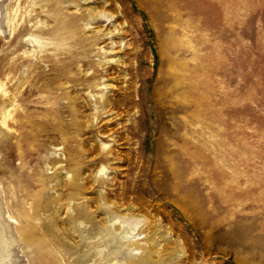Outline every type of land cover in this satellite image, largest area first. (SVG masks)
Returning <instances> with one entry per match:
<instances>
[{"label":"rangeland","instance_id":"374dc122","mask_svg":"<svg viewBox=\"0 0 264 264\" xmlns=\"http://www.w3.org/2000/svg\"><path fill=\"white\" fill-rule=\"evenodd\" d=\"M105 1L0 0V80L10 61L16 64L7 87L27 79L20 110L7 123L12 131L6 142L1 139L6 108L0 100L2 264H68L62 247L46 244L43 249L26 235L28 227L38 229L48 221L56 223V233L73 250L97 259L103 255L109 264H264V0ZM88 5L104 8L110 21L102 17L83 28ZM97 24L120 30L114 44L97 32ZM31 34L40 42H28ZM46 52L49 60L41 57ZM83 57L92 62L83 63ZM114 57L120 62L108 59ZM58 59L74 60L58 81L79 77L69 82L74 106L80 108L78 126L61 106L67 99L57 100L59 90L49 81ZM101 64L121 117L106 122L103 114L98 125L87 127L83 121L98 104L89 94L102 88L90 91L82 76ZM135 89L141 105L122 103ZM55 106L61 121L53 119ZM103 142L104 149L112 147L105 162L98 159ZM73 145L86 188L70 203L89 197L93 209L82 224L87 239L77 247L78 232L67 234L54 202L40 210L41 217L33 213L35 201L69 191L54 184L55 166L47 167L53 157H61L58 165L75 169L76 160L65 159ZM97 160L109 174L93 188L87 174ZM99 188L109 192L107 209L133 213L117 219L120 228L118 221L115 229L100 227ZM132 225L135 235L140 233L136 241L120 231ZM129 242L139 244L131 250Z\"/></svg>","mask_w":264,"mask_h":264},{"label":"bare ground","instance_id":"6f19581e","mask_svg":"<svg viewBox=\"0 0 264 264\" xmlns=\"http://www.w3.org/2000/svg\"><path fill=\"white\" fill-rule=\"evenodd\" d=\"M105 2L106 1L104 0V3ZM75 5L77 6L78 3L75 4ZM102 6H104V5H102ZM86 10H87V15L85 17H83L81 22H80V25L83 26V28L87 27L88 25L93 23L94 20H99L100 18L102 19V17L106 21L110 18V14H107L108 12H105L104 8L99 9L97 6H94V5L93 6L92 5L89 6L88 5V8H86ZM70 20H71V18H68L66 20V22H70ZM109 21L110 20H108L107 22H109ZM61 24H62V26H64L63 22ZM71 24H72V26L74 25V23H71ZM117 25L119 26V24H117ZM22 28H25V26H23ZM96 30L103 37L109 38L111 40L110 41L111 44L115 43L113 41V36L116 35L117 31H120L118 28H116V26L111 27L109 29H106L104 27V24H97V29ZM26 40L28 42H32V43L40 42V40H38L37 37L33 36L32 34H31V36H28V38H26ZM76 43L77 44L79 43L80 45H82L83 41L79 40V39H76ZM98 49L101 50L102 47H98ZM33 52H34V49H32V54H33ZM103 52H107V51H103ZM20 57H21V55H20ZM41 57L44 58L45 60H49L50 59V57L47 54V52L45 54H43ZM108 59L114 60L116 63L120 62V58L119 57L108 58ZM73 62H74L73 59H70L68 62H61L59 59L58 60H54L51 68L53 70H55V73H54L53 76H51V78L49 77V81L54 82L55 85L53 86V89H55V91L59 90V92L56 93L55 98L57 100H59V99H67V102L62 103L61 106L63 108L67 109V111H68L67 116H70V121H72V123H74V125L78 126L79 122L77 121V117H78L77 114H78L80 108L78 109V107L76 105L74 106L76 101H75V98L70 95V89H69V87L73 86V84L69 85V82H74L79 77L77 78V76L75 74L73 76H68L67 77L68 79H65V80H62V81H58L59 79H62L64 77L63 76V71L65 70V68L72 66ZM82 62L83 63H89V62H92V60L87 58V57H83L82 58ZM15 64H16L15 61H10L9 66H8L9 72H8L7 76H5L4 81L0 80V100L2 101V106L4 107V109L6 108L4 115H2V117H1V126H3L5 128V129L2 130V138L1 139L3 140L5 138L3 140L5 142L7 141L6 139L8 137H10L9 131H12L11 128H9L7 123H8V121L11 118H14L15 115H17L18 110H20V109H18V107H20L19 98L24 94V92L22 91L23 90L22 87H23L24 83L27 82V79H25L24 77H23V80L19 79V83L16 84L17 86L21 85L18 95H17V91L15 90V88L17 86L14 89H12L11 87L10 88L7 87L6 84H8L9 82H12V84H13L14 74L13 73L9 74V73H10V71L13 70ZM102 65L103 64H101V66ZM105 74H106L105 67L102 66L100 69H98V65H97V67L92 71L91 74H85V75L82 76V81L83 82H87L89 87L92 88L90 91H92L93 89L95 90V89L102 88V91H101L100 94H96V93H90L89 94L90 97L92 95H95V101H97L98 104H93L92 105V108H91L92 110L89 113H87V117L83 121L87 125V127L88 126H94L95 124L98 125L97 124L98 118L99 119L103 118L102 117L103 114H106V115H104L105 117H107V119L105 120L106 122H110V121H112V122L114 121L115 122L117 119H119V117H121V115H120L121 113L119 114V113H116V111H115L116 102L114 100H112V98L108 95L109 90L107 88L108 87H113V85H112V83L107 82L108 80H107ZM125 76H126V74H125ZM128 83H130V81ZM28 84L30 85V88H32L34 86V81L31 80L30 82H28ZM163 87H166L165 82H164ZM37 88L41 89L40 86H38ZM122 88H125V87H122ZM130 91H129V93H127L126 96H124L122 98L121 102L122 103H128V104L131 103L132 105L134 103H137V106H138V103H139V105H141L140 104L141 103L140 92L138 90H136V89L131 91V92ZM83 105L89 107L90 103H89V101L85 100ZM128 106H130V105H128ZM125 108H127V107H125ZM136 111H138V110H135L133 113H135ZM140 112H142L141 109H140ZM78 118L80 120V117H78ZM53 119H57L58 121H61L63 119L62 114H60V108L57 107V106H55ZM120 123H122V122H120ZM117 125H119V124L117 123ZM44 127L45 126H43V128ZM81 127H82V124H81ZM59 128H57V129H59ZM131 128H132L133 132L136 131V126L131 125ZM63 131H64V129H61V132H63ZM76 131H78V130H76ZM134 133H136V132H134ZM59 134H61V133H59ZM107 135L108 134H101V136H104V137H107ZM115 137L116 136H112L110 138V140L115 141ZM70 139H72V138H70ZM105 144H106V142L105 143L103 142L101 144V149L98 151V153H101L98 159L102 160L103 162L109 161L107 153H109L111 148H112L111 145H110L106 149H104ZM65 149H67V148H65ZM55 152L56 151L54 150V153ZM68 155H69L68 157L65 156V159H67V161H69V160L73 161L75 158H78L79 155H77V151H76L74 145L69 150ZM60 160H61V157L60 158H56V157L54 158L53 157V159L51 160L52 161V163H51L52 166L51 167H47V168H52V167L55 166V172H54V174H55L54 175L55 182H54V184L56 186L60 185L61 187H67L69 189V191L67 190L68 192L66 194H62L63 192H59V193H57L54 196V198L53 197H45V198L43 197L44 199H42L40 201H35L33 203V207H34L33 208V213L36 215V217H41L40 216V210H49V208L51 206V203L54 202V206L56 208V213H58V215L62 214V218H64V221H63V223L65 224V226H64L65 228L64 229L66 230L67 234L73 235L75 231L78 232L75 235V237L79 236V238H77L75 243H74L75 247H77L78 245L82 246L81 243H84L85 240L87 239V237H85L82 234V232L85 230V229L84 230L82 229L83 228L82 224H84L83 222H85V220L90 218V214L93 213V209H91V206H90V204L88 202L89 201V197H83V199L81 201L73 202L72 204L70 203V201H71V199L75 200L76 198H78L77 194H79L80 192H82V190L84 188H86L85 187L86 181L84 180L85 179L84 178L85 171L84 170H79L80 168H83V166L80 163L81 161L80 162L78 161L79 159H77V160L75 159L76 162H73L74 165L76 163L77 167H75L74 165L71 164L72 167L73 166L75 167V169H71V168L67 169L64 166L61 167V165H58V162ZM99 160H97V162L93 161L96 165L95 166L93 165L92 168H90V169L88 168L89 169V173L87 174V176H89V180L91 181V185L90 186H93V188H94V185L96 186L98 184L103 183V178H107L108 174H109V172L107 171L108 170V166L104 165ZM62 170H64V171L61 172ZM60 172L62 174H60ZM68 173H70L69 176H68ZM46 185H48L47 182H46ZM95 193H96L95 197L97 199L96 208L103 214V216H102L103 221H101L100 227H102L104 229H110V228H114L115 229V227H113V225H114V223L116 221H118L117 219L121 218L123 220L125 217L133 215V213L129 212V211L123 212V214H121L119 212L115 213L114 211H110L109 209H107L104 206V204L107 203V197H108L109 192H106L104 189L101 190L99 188V190L98 189L95 190ZM117 210L121 211L122 208H117ZM116 217H118V218H116ZM121 219L117 222L119 228H120V226L123 225V223L119 224ZM95 223H93V221H92V224L94 225V227L98 226ZM93 225H91V226H93ZM118 227H116V229ZM133 229L134 228H133V225H132V227L130 229L129 228H127V229L122 228V229H120V231L123 232V230H125V231L131 233V235L129 234L130 236H128L126 233H125V235H123L125 237H129L128 241H136L139 238V234L140 233H138V234L136 233V235H135V233L133 232ZM25 230H26V235L29 236L28 239H31V242H33V243H40V245L43 247V249H45L46 244H48L50 246L52 244L53 245H59L60 247H62L63 250H64V253L67 256L68 264H87V263L88 264H109V262H106L105 256H103V255L101 256V258L97 259V258L92 257L95 254L94 255H87L86 253H84L82 251L80 253V250H78V249L73 250L72 247H70V245H67L66 242L63 240V238H61L59 236V234L56 233V231H58L59 229L57 228L56 223L54 221L41 222V224L39 225L38 229H34V228H31V227H28ZM35 230H37L40 233V235L42 237V240L35 239V238H37L36 237V233H34ZM138 244L139 243H137V242H129V245L132 246L130 249L131 250L136 249V245H138ZM5 246H6V242H5V238H4V233H3L2 227L0 225V264H2V260H3V257H4ZM129 257H131V256H129ZM103 259H104V261H103ZM119 263H121V262H119ZM41 264H49V261L47 263L43 262ZM166 264H171V262H167Z\"/></svg>","mask_w":264,"mask_h":264}]
</instances>
